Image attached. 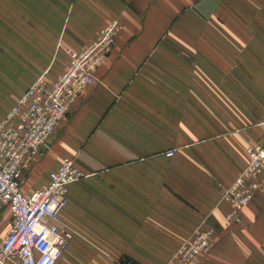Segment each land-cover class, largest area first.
<instances>
[{
    "label": "crops",
    "instance_id": "crops-1",
    "mask_svg": "<svg viewBox=\"0 0 264 264\" xmlns=\"http://www.w3.org/2000/svg\"><path fill=\"white\" fill-rule=\"evenodd\" d=\"M110 21L115 47L22 176L31 194L65 157L85 173L59 214L74 236L57 264H169L196 231L210 245L191 264H264V173L236 215L223 198L263 132L264 0H0V103L27 73L57 79ZM11 220L5 206L0 241Z\"/></svg>",
    "mask_w": 264,
    "mask_h": 264
},
{
    "label": "built area",
    "instance_id": "built-area-1",
    "mask_svg": "<svg viewBox=\"0 0 264 264\" xmlns=\"http://www.w3.org/2000/svg\"><path fill=\"white\" fill-rule=\"evenodd\" d=\"M120 29L110 21L80 50H71L66 69L50 82L47 73L36 79L0 120V210L12 213L10 229L0 241V264H57L74 231L60 225L61 210L68 203V187L85 173L65 157L50 171L46 184L31 194L22 187V176L31 168L56 127L66 118L94 72L114 47ZM261 137L247 149L248 162L224 188L223 198L232 205L231 216L246 206L260 187L264 173V120ZM175 152L169 151L171 156ZM210 244V231H199L186 240L169 264H191ZM115 260L111 264H126Z\"/></svg>",
    "mask_w": 264,
    "mask_h": 264
},
{
    "label": "rangeland",
    "instance_id": "rangeland-1",
    "mask_svg": "<svg viewBox=\"0 0 264 264\" xmlns=\"http://www.w3.org/2000/svg\"><path fill=\"white\" fill-rule=\"evenodd\" d=\"M115 42H116V39H115ZM115 42H114V47H115ZM114 47H113V48H114ZM54 48H55L54 46H52V47H48V50L52 51ZM60 48H61V47H60ZM48 50H47V52H48ZM56 50H57V47H56ZM56 50L54 51V54H56ZM67 50H69V49H67ZM71 50H72V49H71ZM71 50H70V51H71ZM50 53H51V52H49V54H45V55L42 56V60L44 61V63L46 62L45 64H49L51 61H53V62L55 61V62H54V65H55V66H56V65L59 66V63H60V59H59V58H60V57L57 56V54H56V55H54V54L51 55ZM67 53L69 54V57H70V52L68 51ZM109 54H110V53H109ZM45 68H47V67H45ZM45 68H44V69H45ZM50 69H52V67H51ZM96 69H97V68H96ZM45 71H46V70H43L42 72L38 73L36 76H34V77L32 78V80H33L35 77H37V76L40 77L43 73H47V77L50 76V71H48V72H45ZM38 77H37L36 79H38ZM30 78H31V77L29 76V73H27V77H25V79H26V81H25V87L22 88V91L19 93V95H18V94H15V95H14V94H11L10 101H9L8 103H0V118L4 115V113H5V112H6L11 106H13L14 102L19 98V96H20L21 93L24 91V89H25L26 87H28L29 84H31L32 80H30ZM36 79H35V80H36ZM12 92H13V91H11V93H12ZM24 93H25V92H24ZM24 93H23V94H24ZM4 94H5V93H4ZM6 96H7V95H6ZM6 96H5V97H6ZM15 98H16V100H15ZM20 98H21V97H20ZM197 232H199V231H196L195 233H197ZM195 233H194V234H195ZM194 234H193V235H194ZM210 235H211V232H210ZM209 245H210V244H209ZM208 248H209V247H208ZM206 250H207V249H206ZM206 250H205V251H206ZM205 251H203V252H205ZM203 252H202V253H203ZM202 253H201L200 255H202ZM200 255H199V256H200ZM199 256H198V257H199ZM198 257H197V258H198ZM197 258H196V259H197ZM121 260H122V259H121ZM194 261H195V260H193V262H194ZM193 262H192V263H193Z\"/></svg>",
    "mask_w": 264,
    "mask_h": 264
},
{
    "label": "water",
    "instance_id": "water-1",
    "mask_svg": "<svg viewBox=\"0 0 264 264\" xmlns=\"http://www.w3.org/2000/svg\"><path fill=\"white\" fill-rule=\"evenodd\" d=\"M123 262L126 264H142L138 260L133 259V258L128 257V256L123 260Z\"/></svg>",
    "mask_w": 264,
    "mask_h": 264
}]
</instances>
